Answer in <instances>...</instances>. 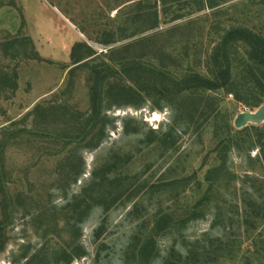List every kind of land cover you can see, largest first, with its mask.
<instances>
[{
	"label": "rangeland",
	"instance_id": "rangeland-1",
	"mask_svg": "<svg viewBox=\"0 0 264 264\" xmlns=\"http://www.w3.org/2000/svg\"><path fill=\"white\" fill-rule=\"evenodd\" d=\"M203 1L206 6L201 0H0V70L17 72V87L0 89V172L11 201L8 220L2 222L0 192V264H24L34 255L38 259L30 264H136L126 253L135 234L148 231L157 216L170 211L177 212L182 223L183 209H192L204 195L206 172L220 163L214 131L226 127L238 141L227 155L233 179L224 173V180L211 191L198 217L156 236L157 256L151 264H162L171 248L183 260V244L194 247L205 236H220L229 244L235 241L209 264L264 263L261 256L250 257L249 253L250 242L264 230V217L251 231L233 222L246 206L244 197L260 200L258 194L264 193L257 143L260 134L264 140V125L236 132L235 116L249 108L242 107L233 94L212 93L218 111L187 131L180 120L175 123L170 106L153 107L149 97L139 106L113 103L107 107L110 122L98 145H89L90 137L81 132L78 123L82 118L71 128V137L52 138L37 129L63 132L70 127V112L88 111L90 73L77 68L71 76L69 70L76 65L71 59L72 47L85 42L101 57L107 49L100 42L106 32L115 33L117 41L112 46L132 39H120L119 29L127 17L137 14L139 2L155 6L159 19L156 29L142 35L158 32L156 38L176 56L188 51L182 69L186 63L193 70L202 67L204 63L195 57L203 60L219 34L230 26H246L264 35V0ZM136 24L127 35L139 31L140 24ZM17 36L29 38L36 57L27 56L30 46L26 44L8 47L5 53L2 42ZM98 59L107 61L103 56ZM38 104H66L69 112L60 117L53 108L44 127L42 117L34 111ZM172 126L175 140L165 145L158 139ZM109 166L111 178L119 174L123 179L117 183V192L125 189L118 200L95 204L79 215L63 210L82 193L94 173L100 176L101 169ZM134 183L142 184L138 193H130ZM230 247L236 254L229 253Z\"/></svg>",
	"mask_w": 264,
	"mask_h": 264
},
{
	"label": "trees",
	"instance_id": "trees-1",
	"mask_svg": "<svg viewBox=\"0 0 264 264\" xmlns=\"http://www.w3.org/2000/svg\"><path fill=\"white\" fill-rule=\"evenodd\" d=\"M201 3L202 5L205 4L203 0H201ZM148 5L150 4L143 5L139 2L137 14L127 17L124 27L119 29L120 39L133 37L132 39L118 46H112L117 41L114 38L115 33L106 32L107 37L100 40L107 47L106 51L100 56L105 57L107 61L97 62V60H100L98 58L101 57L96 55L94 49L85 42H77L73 45L71 59L73 64L76 65L69 70V73L72 76L77 68H85L90 73L88 75L91 80L88 111L85 114L78 113L76 110L70 112L67 121L70 127L62 129L63 132L54 134L49 130L47 131V127L44 130L42 127L37 128L40 130V134L52 138L59 136L71 137V128L78 123L79 118H82V121L78 123L81 132L85 138L90 137L89 145H98L105 136L106 124L110 122L105 113L107 107H110L113 103L139 106L145 102L147 97L152 99L153 107H162L163 104L170 106L174 112L175 123L177 119L180 120L184 131H187L190 126L201 119L203 122L208 121L211 115L218 111V100L212 94L216 91L222 90L233 94L234 99L242 107H247L250 110L264 103V35L246 26H230L219 34L218 40L215 41L208 52H205L203 60L195 57L196 61L204 63L202 67L193 70L186 63L187 67L182 69V63L189 57L188 51H184L183 56H176L172 51L169 52L165 48V43H160V40L156 38L159 37L158 32L142 35L147 30L156 29L159 23L155 6ZM136 23L140 24L139 31L127 35L126 32L129 27H137L138 24ZM138 32L141 34L140 36L137 35ZM24 44L30 46V52L34 55L31 56L29 52L27 56L36 57L33 44L29 38L17 36L4 40L1 45L7 53L10 47L15 48L16 45ZM184 47L189 48L187 45ZM240 50L243 51V56L240 55ZM152 59H156L157 64H153ZM5 87L12 91L17 87V72L14 69L10 71L0 70V89ZM53 108H55V114L58 113L60 117L69 112L66 104L57 106L38 104L34 108L35 113L42 117L43 120L40 123L44 127L48 124L45 118ZM37 123L39 121H36L35 124L37 125ZM261 124L264 125V122ZM257 125L259 124H248L242 128L236 127V132H243L248 127L255 128ZM174 126L169 127L167 131L160 135L158 140L165 143V145L173 143L176 132ZM214 132L218 136L215 151L220 163L206 172L203 180L208 183V187L205 189L202 198L196 201L192 209H183L182 223L178 222L177 212L170 211L157 216L148 231L135 234L133 243L130 244L126 252L128 259L135 261L136 264H151L154 257L157 256L156 236L159 233L163 234L176 229L179 223L184 227L190 219L198 217L202 211L201 209L207 205L211 191L219 187L220 184L218 183L224 180V173L228 172L229 178L233 179V173L228 170L227 155L228 151L238 144V141L233 140L228 127L222 131L216 128ZM224 133H226L225 136H222ZM257 141L260 150L259 165L264 168V140L262 134L259 135ZM2 145L0 146L2 147ZM111 168V166L102 168L100 176L94 173L93 178L83 188L82 193L78 197H74L72 202L66 203L63 210L79 215L95 204L106 205L108 201L111 204L118 200L125 189L117 192V183L120 179H123L120 178L119 174L111 178L109 176L111 172L109 169ZM2 176V172H0V192L3 193L2 209L4 213L1 221L6 222L9 216L7 210L11 205V201L10 197L4 192ZM182 179L184 182L187 178ZM197 185L201 186V182L198 181ZM141 187L142 184L134 183L130 193H138ZM253 187L255 188L254 184ZM113 190H115L116 195H114ZM258 198L260 200L254 199L253 196L248 197V199L244 197L243 200L249 208L245 206L243 210L238 211V218L233 220V222H240L244 225L245 231L255 230L258 227V220L260 221L264 217V193L258 194ZM218 215L221 214L218 212ZM101 230L102 227L99 230L97 229V233ZM205 235L203 234V236ZM234 242V240L230 241V244ZM250 243V257L261 256L264 260V230L259 231ZM230 244L220 236L216 238L205 236L196 240L194 247L183 244L186 249L183 260L181 254L171 248L166 257L163 258L162 264H209V260L210 262L213 259L216 260L217 257L222 255L220 251H223L226 245L229 246ZM78 248L76 246V249ZM197 248H199V252L195 253ZM232 249L230 247L229 253L236 254V251ZM247 257L249 258V256ZM36 259H38V255L32 256L24 264H30Z\"/></svg>",
	"mask_w": 264,
	"mask_h": 264
},
{
	"label": "water",
	"instance_id": "water-1",
	"mask_svg": "<svg viewBox=\"0 0 264 264\" xmlns=\"http://www.w3.org/2000/svg\"><path fill=\"white\" fill-rule=\"evenodd\" d=\"M234 125L237 128H242L248 124H261L264 122V103L255 110H243L234 118Z\"/></svg>",
	"mask_w": 264,
	"mask_h": 264
}]
</instances>
